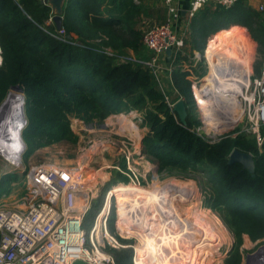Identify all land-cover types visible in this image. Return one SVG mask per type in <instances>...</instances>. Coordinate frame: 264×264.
Segmentation results:
<instances>
[{"label": "trees", "instance_id": "1", "mask_svg": "<svg viewBox=\"0 0 264 264\" xmlns=\"http://www.w3.org/2000/svg\"><path fill=\"white\" fill-rule=\"evenodd\" d=\"M100 1L68 0L61 14L66 32L75 35L72 38L82 44L100 37L103 47L118 52L124 49L140 52L143 47L137 20L140 7L133 5L132 0H119V10L115 12L112 7L113 10H107L110 17L103 19L97 5ZM203 9L190 22L185 43L190 51L202 52L204 39L213 32L208 40L207 56L212 46L226 45L234 39L239 42L231 43H236L240 50L245 51L249 46L253 50L247 29L259 52L264 54V33L254 12L238 1L229 8ZM50 16H53L51 8L41 0H0V104L12 87L19 86L25 97L27 124L21 135L27 147L38 149L62 140L74 141L70 117L102 122L124 109L145 110L149 133L142 143L146 154L161 170H192L203 175L209 186L211 207L224 210L222 222L233 233L237 245L242 235L252 242L263 241L264 142L258 150L251 135L232 137L230 134L215 144L198 135L195 130L200 122L193 115L191 85L179 67L189 60L186 53L191 52L183 47L168 60L175 67L171 73V90L176 92L174 101H183L186 109L184 125L169 109L147 70L49 37L40 27ZM233 150L252 156L253 175L238 163L228 164ZM121 190L117 196L126 207L130 195H143ZM129 260L127 251L116 255V264H130ZM240 262L236 249L226 264Z\"/></svg>", "mask_w": 264, "mask_h": 264}, {"label": "built area", "instance_id": "2", "mask_svg": "<svg viewBox=\"0 0 264 264\" xmlns=\"http://www.w3.org/2000/svg\"><path fill=\"white\" fill-rule=\"evenodd\" d=\"M163 1L170 15L176 19L178 13L170 6L171 0ZM236 1L190 0L187 16L189 19L193 18L208 4L229 8ZM40 28L49 37L62 44L99 53L114 58L118 63H130L147 70L159 91L165 96L164 100L170 110L177 102L168 98L160 80L161 57L167 56L166 50L170 49L171 54L167 56L169 60L173 55L181 52L184 46L182 39L171 29L169 23L153 26L142 32L141 44L148 52L147 57L117 54L110 48L103 47L101 44L103 38L100 37L82 44L66 35L64 30L56 29L53 16H50ZM206 51L207 49L202 56L194 53L186 63L179 66L181 71L187 74L185 79L191 85L194 104L200 108L202 125L213 134L233 130L232 126L222 128L224 122L219 120L221 124L215 119L205 121L206 109L211 111L213 106L207 99L210 96L205 92L211 80H214L212 82H215L217 86L218 80L231 82L233 87L239 85L240 88L235 91L229 88L221 90V95L224 97H229L232 93L236 94L232 95V103H228L230 115H227L231 117L239 114L241 117L233 124L238 130L230 134L232 137L239 134L253 136L254 143L260 150L264 142V62L260 64L259 72L255 75L245 61L229 59L230 61L222 62L219 51L212 49L209 57ZM242 54L244 55L245 52ZM1 55L0 48V65ZM202 62L204 69L201 66ZM170 63L172 64L167 69L169 77L175 68L173 62ZM199 130L198 127L197 132ZM209 138L204 139L212 143ZM23 177L25 179L24 196L13 204L0 205V264H74L76 261L84 264H116L113 254L102 250L99 246L100 240H103L110 248H119L106 230L107 217L102 219V223L100 220L106 204L91 229L88 230L83 225L84 217L93 199L90 187L88 189L87 185L83 186L82 181L74 179L68 170L40 165L30 167ZM134 177L139 184L135 175ZM73 199L75 201L81 199L82 205L79 206ZM101 228L103 234L98 240V232ZM134 233L130 221L122 217L117 218L113 235L127 240Z\"/></svg>", "mask_w": 264, "mask_h": 264}, {"label": "rangeland", "instance_id": "3", "mask_svg": "<svg viewBox=\"0 0 264 264\" xmlns=\"http://www.w3.org/2000/svg\"><path fill=\"white\" fill-rule=\"evenodd\" d=\"M146 26V24H142L140 27ZM252 44L253 50L250 46L247 50H242V52H245V59L240 61H245L249 69L257 75L262 61V54L259 52L257 42H252ZM217 47L219 55L223 56L226 50L223 49L224 45L221 43ZM208 53L209 57L211 53L210 51ZM199 54L202 56L204 51L199 52ZM201 66L204 69L203 62ZM221 89L219 85L217 86L215 82L211 81L207 91L208 93L210 91L217 97V92ZM235 95L233 94V96ZM218 97V99H222L220 96ZM207 99L209 101L211 100L210 98ZM221 105L223 106V104ZM124 110L122 113L107 117L102 122L97 120L84 122L78 118L70 117V128L75 138L74 141L62 140L38 149H29L21 135L25 147L21 140L20 143L23 149L18 166L5 158L7 156L9 157V155L4 154V157L1 154L2 149H0V191H2L0 200L6 199L3 202L0 201V205H8L10 201H17L24 196L25 179L23 176L30 167L40 165L47 168L64 169L70 171L74 179L82 181L83 186L87 185L88 189L90 187L92 190L93 199L91 201V207L86 213L83 222L86 229H91L102 212L103 206L108 203V210H104L100 220L102 223V219L107 217L106 230L113 237L119 248H110L106 242L100 240L103 234L102 228L98 232V240H100L99 246L102 250L109 251L113 254L115 263L116 255L122 251H127L130 256V264H135V258L139 264L138 257L145 255V264H153L151 261V251L155 255L157 248L160 246V243L158 244L157 241H154V237L156 234L161 233L160 230L162 228L168 225L172 226L171 224H173L170 219L167 220L168 216L164 211L157 213L150 212L147 215L141 216V219L148 217L143 227L140 225L141 221H138L139 225L130 222L135 233L129 239L124 240L113 235L117 218H123L122 210L125 209L128 213V205L127 207L125 204L122 205L120 197L117 196L118 192H120L119 189L123 188L121 191L132 189V191L142 193L149 199H153L156 196L155 203L166 204V209L170 210L168 214L175 215L174 217L178 218L179 223L193 225L202 221L204 222L203 226L210 224L211 227L209 228H212L216 233L213 235L215 240L214 244L211 248L200 250V252L197 249L198 251L192 255L190 264H194L196 261L197 263L195 264H226L230 254L236 251V249L239 252L240 264H245L246 256L254 254L259 248L263 247L264 240L252 242L247 235H242L240 244L237 245L233 233L222 222L221 216H223L224 210L211 207L212 203L209 201L210 196L207 194L209 192V186L206 185V178L192 170L186 172L176 171V169L161 170L157 162L146 154L142 143L143 138L149 133L144 121L145 110L137 111L131 108ZM23 113L25 124L22 125V130L27 124L25 100ZM193 115L200 122V130L197 133L205 139L206 137H210L209 139L212 141L210 144H215L220 137L230 133L232 134L238 130L236 126L234 127L232 125L233 130L230 132H216L213 134V132L208 131L202 125L201 111L195 104ZM219 121L225 124L227 120L219 119ZM195 131H197V128ZM2 144L5 145V143ZM4 147L7 148V146ZM9 175H13L14 177ZM134 175L139 184L136 183ZM8 185L9 188L11 187V190L9 189L10 192L8 194L10 197L7 198V192L9 190L7 191L6 188ZM134 185L139 186L141 189L135 188ZM111 190H113L115 195H109ZM73 201L75 203L77 202L79 206L82 205L81 199L78 201L73 199ZM106 213H108L107 216ZM137 213H128V216L133 217ZM201 230L203 231V229ZM151 232L153 236H150L149 233ZM203 235H205V232ZM163 241L166 245H171L180 251H183L184 244H187L182 239L180 241L179 235H173L171 238L164 239ZM182 242L184 243L182 244ZM159 263H161L160 259Z\"/></svg>", "mask_w": 264, "mask_h": 264}, {"label": "bare ground", "instance_id": "4", "mask_svg": "<svg viewBox=\"0 0 264 264\" xmlns=\"http://www.w3.org/2000/svg\"><path fill=\"white\" fill-rule=\"evenodd\" d=\"M217 48H218L217 45L212 46L210 48V53L212 49L218 51ZM230 56L231 54L222 56L221 58L223 59L222 62L230 61L229 60ZM239 56L240 57H237L236 59H231V60L240 61V60L245 59V56L243 54ZM250 57L252 56L250 55ZM209 83L207 84V90L209 88ZM218 85L222 89L229 88L231 91H235L238 88H240L239 85L233 87L231 82H226L222 80L218 81ZM207 90L205 94L210 96L208 98L211 99L210 102L212 103L213 106H211V111L209 109H206L207 112L204 113L205 121L208 122L211 120L213 121L215 119L218 123L219 119H225L227 121L221 127L226 128L236 123L239 118L241 119L239 114H238V118H237V115L236 116L232 115L231 117L228 116L230 115V113L228 112V110H230V107H228V103L229 104L232 103V100H233L232 95L234 93H232V95L229 97H224L223 95H221L222 91L219 90V92H217V97H216L210 91L208 93ZM218 96H220L222 99H218L219 98ZM221 104H223V106ZM21 108H22V100L19 97V94L11 91L10 95L6 99L5 107L0 110V149H2L1 154L3 156L4 154L9 155V157L8 156L7 157L4 156V157L7 158L10 162H13L14 165L16 166H18L19 164L18 161L20 160L21 151L23 149L20 143L21 142L20 135H21V130H22L21 125L23 121L22 115H21ZM1 142L5 143V145H3ZM4 146H7V148ZM134 187L141 189L139 186H136V185H134ZM128 191H132V189ZM113 194L114 193L112 191L109 192V195H113ZM154 200H156V196L153 199L151 198L149 199L146 196L139 195V194L132 196V197L130 195V198L128 200V210L127 211L128 213H134V212H138V213L133 215V217H129L126 210L125 209L122 210L123 219L126 218L130 222L137 223V225H139L138 221L139 222L141 221L142 223L140 222V225L142 227L147 221L148 217L141 219V216L147 215L150 212L157 213V212L164 211L168 216L167 220L170 219L173 222V224H171L172 226H169V225L165 226L164 228H162V230H160L161 233L156 234V236L154 237V241H157L158 244L160 243V246L159 248H157L155 255L151 251V261L153 262V264H190L191 263L190 260H192V255H194L193 254L194 252L196 253L198 251L197 249H199V252H200V250L211 248L213 246L214 241H215L213 235H215L216 233L212 228H209L211 227L210 224H205V226H203L204 222L202 221L197 222L193 225L179 223L178 218L174 217L175 215L173 216V215L168 214L170 210L166 209L167 208V206H165L166 204H163V203L157 204L155 203ZM158 200H161V199H158ZM107 208H108V203L106 204V209ZM201 229H203V231L205 232V235H203L204 232ZM209 229H211V231H209ZM142 234L144 233L142 232ZM149 234L150 236H153L152 232ZM173 235H179L180 241L182 239V241L184 240L185 242H187V244L186 243L184 244L183 251H180L171 245H166L165 242L163 241L164 239L171 238ZM139 238L141 240L140 234H139ZM183 243L184 242H182V244ZM200 244L202 245L200 246ZM262 251L263 252L260 253L261 255L264 253V249H262ZM159 259L161 263H159ZM134 261L136 264H138L136 262V258L134 259ZM138 262L139 264H145L146 255L142 257L141 256L138 257ZM262 262H263L262 264H264V261ZM195 263H197V261Z\"/></svg>", "mask_w": 264, "mask_h": 264}, {"label": "crops", "instance_id": "5", "mask_svg": "<svg viewBox=\"0 0 264 264\" xmlns=\"http://www.w3.org/2000/svg\"><path fill=\"white\" fill-rule=\"evenodd\" d=\"M237 1L246 10H248V11L250 10V11L254 12L258 16V21H257L258 22V26L264 33V0H237ZM67 2H68V0H63L62 3H61V11L59 13V16L61 18V28L60 29L64 30L66 35L70 36L71 38L72 37L76 38L75 35L68 34L66 32V30L64 29V27H63V18L61 16V14H62V9H63L64 5L67 4ZM119 2H120L119 0H115V1H112V0H101L97 5L99 6V10L102 12V18L103 19H108L110 17V14L108 13L107 10H111L112 7H114L115 12L117 10H119V6L117 5ZM47 4L49 5V7L52 10L53 17L55 15H57L55 9L49 3H47ZM132 4L137 6V7H140V11L141 12L137 16V20L139 22L138 26H139V29L141 30V32H143L146 29H148L150 27H153V26L169 23L171 29L178 35V37H180L182 39V41L184 43V46H183L184 49H186L187 51H190L189 50V46L185 45L186 40H187V38H188V36L190 34V22H191V19H192V18L189 19L188 16H187L189 5H190V0H171L170 6L173 9H175V11H177V13H178V17L176 19H174L170 15V13L168 11V8L165 5L163 0H132ZM215 7L216 6H214L212 4H208L207 6H205V8L203 10H213ZM142 24H146L147 26L146 27H140ZM55 27H56V25H55ZM223 28H227V27H223ZM214 33L215 32L211 33L208 37L206 36V38L204 39L203 51H205L207 49V47L209 46L208 45L209 37H211ZM237 33H241V32H236L235 34H237ZM246 33H247V35L249 34L247 29H246ZM235 34H233V35H235ZM241 34H243V33H241ZM248 37H249V35H248ZM223 38H227V37H223ZM237 38L242 39L241 37H237ZM249 38L253 42L256 43V41H254L251 37H249ZM94 40H92V41H94ZM234 40H237V39H234ZM234 40L229 41L226 45H224V48H223V49H226L224 55L231 54L229 59H236L237 57H239V53L242 52V50L239 49V47L237 46L236 43H231ZM237 41L239 42V40H237ZM89 42H91V41H89ZM240 45H242V44L240 43ZM233 48H236L237 50L236 49L233 50ZM112 51L117 53V54H127V55H132L134 57H147V55H148V52L144 49V47H142V49L138 53L133 52L130 49H124L121 52L114 51V50H112ZM209 51H210V49H209ZM190 52L191 53H186L185 52L187 55H190L188 58H191L194 55V53H199L200 51L192 50ZM262 62H264V54L262 55L261 63ZM170 64L171 63H170V61H168L167 56L163 55L161 57V60H160V65H161L160 80L163 83L164 91H165L166 95L168 96V98L170 100L173 101L176 92H172V90H171L172 76L169 77L168 73H167V69L170 66ZM173 69H175V68H173ZM164 98H165V96H164ZM11 177H14V176L11 175ZM11 185H12V183H11ZM13 186H14V184H13ZM10 188H9V185H8V187L6 188L7 191ZM10 190L7 192V194L10 192ZM8 197H10L9 194H8L7 198ZM4 200H6V199H4ZM0 201L2 202V200H0ZM15 202H16V200H14L12 202L10 201L9 203L13 204Z\"/></svg>", "mask_w": 264, "mask_h": 264}, {"label": "water", "instance_id": "6", "mask_svg": "<svg viewBox=\"0 0 264 264\" xmlns=\"http://www.w3.org/2000/svg\"><path fill=\"white\" fill-rule=\"evenodd\" d=\"M62 1L63 0H43V1H41V3H44V4L49 3L55 9L57 15H55L53 17V21L56 25V29H58V30L61 28V18L59 16V13L61 11ZM170 54H171V50L167 49L166 55L169 57ZM10 90L18 93L19 97L22 100L21 115H22V119H23L22 125H24L25 124V121L23 118L24 96H23L22 90L19 88V86H14ZM9 95H10V92L7 94L6 99L8 98ZM6 99L4 102H2L0 104V110L5 107ZM172 111L174 113H176L179 121L185 125L186 109H185V105H184L183 101H181V100L177 101L175 103V105L173 106ZM22 125H21V128H22ZM21 140H22V138H21ZM22 143L25 147L23 140H22ZM233 163L240 164L244 169H246L250 174L253 175L254 163H253L252 156L250 154L241 153L237 150H233L229 155L228 164H233ZM262 249H264V246L259 248L254 254L247 255L246 260H245V264H262L263 263L262 261H264V253L262 255L260 254L261 252H263ZM74 264H84V263H82L80 261H76Z\"/></svg>", "mask_w": 264, "mask_h": 264}]
</instances>
